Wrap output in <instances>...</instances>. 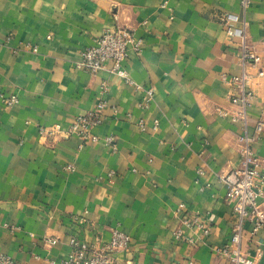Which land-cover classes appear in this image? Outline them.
Returning <instances> with one entry per match:
<instances>
[{"label": "crops", "instance_id": "obj_1", "mask_svg": "<svg viewBox=\"0 0 264 264\" xmlns=\"http://www.w3.org/2000/svg\"><path fill=\"white\" fill-rule=\"evenodd\" d=\"M225 13L246 24V44L259 56L247 67L256 97L246 120L217 110L235 108L223 76L244 70L243 41L227 33L219 20ZM118 27L143 40L124 66L136 83L154 88L148 107L141 106L144 90L110 71L112 61L97 74L76 66L85 47ZM259 69L264 0L247 8L241 0H0V93L19 96L10 107L0 97V254L62 264L72 237L101 245L119 228L132 243L116 254L117 264H229L216 248L229 242L238 219L220 175L240 164L239 137L264 125ZM101 99L109 106L93 129L98 142L40 135L39 125L66 128ZM111 134L115 150L104 141ZM254 147L264 165V126ZM189 213L209 217L206 243L175 240ZM263 238L245 223L243 249L262 264Z\"/></svg>", "mask_w": 264, "mask_h": 264}, {"label": "built area", "instance_id": "obj_2", "mask_svg": "<svg viewBox=\"0 0 264 264\" xmlns=\"http://www.w3.org/2000/svg\"><path fill=\"white\" fill-rule=\"evenodd\" d=\"M250 2L251 0H241L243 8H247ZM219 20L230 36L241 37L243 41L241 51L244 70L240 75L223 76V79L236 92L230 97V101L235 105V108L230 111L217 107V110L224 116L231 114L234 120H246L248 109L252 106L256 97L254 90L250 87L252 77L247 71V67H256L259 56L246 44V24L242 23L241 26H237L236 22L239 21L237 15L233 13L221 14ZM142 45L143 40L136 37L133 29L129 27L107 29L95 38L93 44L85 47L81 59L76 62V66L84 68L92 74H97L106 69V62L112 61L113 67L110 71L118 74L126 83L134 85L136 89L144 90L141 106L148 107L154 98V88L144 87L136 83L124 66L125 60L130 55V50L133 49L140 53ZM258 75L264 76V70L259 69ZM102 87L105 92L108 91L106 82L102 83ZM0 97L8 107L19 101V96L16 93H0ZM108 106V101L101 99L94 110L78 115L68 127L64 128L60 124L39 125V133L42 137L77 135L84 143L98 142L101 137L93 129L103 123V110ZM114 110L117 111L115 107ZM139 125L142 130H146L144 122H140ZM155 125H158L157 121ZM263 126V122L259 121L254 135L245 133L239 137L240 164L220 175V180L226 187V198L235 201L233 212L238 219V223L233 227L229 242L216 248L220 255L228 258L229 264H262L258 257H254L249 251H245L242 244L246 222L251 225L253 235L260 230L264 231V204L259 200L264 193V165L254 147V142L263 130ZM104 141L114 150L117 149L115 135H107ZM69 167L73 166L69 165ZM198 172L203 174L204 171L199 169ZM180 210H182V207ZM208 219L209 217L203 213L184 215L179 226L173 232L175 240L190 245L206 243L211 234ZM45 241L50 244L58 242L56 238L49 237H46ZM131 243V237L119 228H114L110 240L101 245L90 244L72 237L70 239L72 249L62 261V264H117L116 254L121 250L128 249ZM257 250L259 254L263 252L264 238L259 242ZM0 264L24 263L2 253L0 254Z\"/></svg>", "mask_w": 264, "mask_h": 264}]
</instances>
